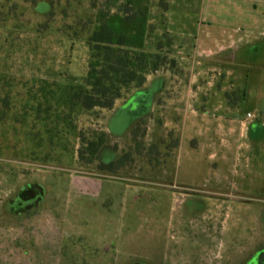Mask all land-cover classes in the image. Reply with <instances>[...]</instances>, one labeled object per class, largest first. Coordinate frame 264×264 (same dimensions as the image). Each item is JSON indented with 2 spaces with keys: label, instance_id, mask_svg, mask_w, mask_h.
I'll return each mask as SVG.
<instances>
[{
  "label": "rangeland",
  "instance_id": "rangeland-1",
  "mask_svg": "<svg viewBox=\"0 0 264 264\" xmlns=\"http://www.w3.org/2000/svg\"><path fill=\"white\" fill-rule=\"evenodd\" d=\"M200 5L199 0H0V203L32 184L44 191L33 210L11 214L0 208V264H264V134L226 138L213 121L198 118L193 124L192 115L187 117L192 101L201 111L213 109L206 101L214 89L178 86L198 69L197 39L210 46L209 36L218 35L202 22ZM120 8L133 19L132 34L143 32L138 46L165 53L175 64L125 91L127 104L72 108L65 86L87 75L95 22L107 16L109 26L122 31ZM259 44L264 55V37ZM155 98L158 129L152 130ZM239 108L238 120L259 105L244 102ZM258 121L264 122V114ZM93 126L104 127L117 146L104 150L101 160L130 151L131 166L144 167L134 182L115 180L118 198L111 193L104 201L70 190L69 178L82 180L97 171L93 165L76 167L79 130ZM149 162H168V168L161 176L146 168ZM34 201L20 197L17 206ZM70 241L74 263L72 257L59 259L72 254Z\"/></svg>",
  "mask_w": 264,
  "mask_h": 264
},
{
  "label": "crops",
  "instance_id": "crops-1",
  "mask_svg": "<svg viewBox=\"0 0 264 264\" xmlns=\"http://www.w3.org/2000/svg\"><path fill=\"white\" fill-rule=\"evenodd\" d=\"M199 1L201 3L200 8L203 9L202 22L204 24L209 22V25L213 26L218 35L209 36L213 44L210 46L206 44L204 39H197L193 58L198 69L193 70L192 74L194 78L191 81H187L186 83L178 82V86L188 88L189 85L195 88V84H199L197 88H201V84H208L214 91L212 96L207 98L208 100L206 102L211 104L213 109L206 108L204 111H201L194 106V101H192V109L188 111L189 114H187V117L192 115L193 124L197 122L198 118L200 120L213 121L215 125L219 124L220 128L215 126V129H221L222 134H224L226 138H230L234 134L246 135L248 132L256 138L259 136L258 132L260 130L261 133L264 134V122L258 121L264 114V78L259 76V73H262L264 70V55H262L263 52L259 44L260 40L264 37V0ZM204 73H212L213 76H210L208 80H203L202 76ZM154 74L148 75L147 80ZM132 89L136 90V88H131L128 93ZM232 93L236 96L233 97L235 98L233 101H230ZM128 100L129 97L123 95L122 98L116 101L115 106H117L119 102L127 104ZM156 102L157 99L155 98L154 101L152 100L151 105V111L155 107L151 115L150 128L152 130L154 128L158 129L157 119L155 117L157 109ZM244 102H251L252 105H259V108L254 109L253 112H247V114H255L256 119H248L246 115L244 119L238 120L237 114L240 110L239 107ZM165 104L167 103L165 102ZM184 109L185 106H183V111H185ZM212 111L214 112L213 114H211ZM209 116H213V120L209 119ZM224 120H227L228 124H225ZM164 126H167V123ZM193 127L195 128L196 126L193 125ZM213 140V138L209 137L207 144H213ZM146 165V168L160 170L161 176H163V172L168 168V162L162 165H153L149 162ZM78 166L88 169V166L81 165L77 160L76 167ZM143 169V166H136V164L134 166L123 167L117 172L99 171L95 169L97 171H95L96 173L94 175L91 174L93 176H84L82 180L69 178L70 190L72 193L97 196L104 201L110 199L111 193L115 194L114 198H118L119 185L115 180L125 179L128 182H134V177L139 176ZM149 178L154 181H162L163 179V177H159V179L158 177L156 179L152 177ZM33 196L34 195L29 196L34 198L35 201L26 206L28 210H33L35 207H38L42 202L44 194L42 197ZM19 198L20 193L15 195H4L3 198H1L2 203H0V208L4 209L6 213L14 214L17 212L16 209L18 207L17 202ZM105 205L104 203L103 206ZM107 207L110 209L113 208V205H107ZM148 207L150 206L148 205ZM101 220L104 221L106 219L102 216ZM73 239L74 238H72V240ZM126 240L129 242L131 238H126L124 242H127ZM71 241L66 246L70 248V250L72 249V254L60 257L59 259H68L72 257V261H69V263H74V258L76 257L73 252L75 245L72 244Z\"/></svg>",
  "mask_w": 264,
  "mask_h": 264
},
{
  "label": "trees",
  "instance_id": "trees-1",
  "mask_svg": "<svg viewBox=\"0 0 264 264\" xmlns=\"http://www.w3.org/2000/svg\"><path fill=\"white\" fill-rule=\"evenodd\" d=\"M120 12L124 14L122 31L113 30L108 24L107 16H100L96 20V27L88 38L91 55L87 75L82 82L65 86L72 108L79 107L84 111L112 109L125 91L132 87L141 88L148 75L159 72L169 63L175 64V60L170 61L165 53L139 47L138 42L141 41L143 32L132 34L129 24L133 23V19L125 9L120 8ZM134 136L139 137L137 130ZM78 137V161L83 166L93 165L99 171L117 172L134 162L130 151L123 152L115 160H101V153L105 149L117 148L113 146L112 136L104 127L80 129ZM136 144V148L140 149L141 143L138 141ZM28 194L42 197L44 191L40 185L32 184L22 189L20 197L27 199ZM18 204L17 212L27 210Z\"/></svg>",
  "mask_w": 264,
  "mask_h": 264
},
{
  "label": "built area",
  "instance_id": "built-area-1",
  "mask_svg": "<svg viewBox=\"0 0 264 264\" xmlns=\"http://www.w3.org/2000/svg\"><path fill=\"white\" fill-rule=\"evenodd\" d=\"M247 118H248V119H253V118H256V115L253 114V113H248V114H247ZM244 122H245V121H244Z\"/></svg>",
  "mask_w": 264,
  "mask_h": 264
}]
</instances>
